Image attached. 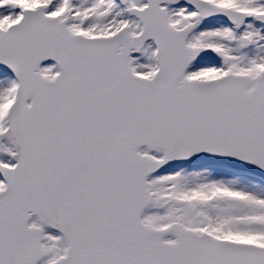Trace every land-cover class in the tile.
Returning <instances> with one entry per match:
<instances>
[{
	"label": "snow or ice",
	"instance_id": "6c2138e0",
	"mask_svg": "<svg viewBox=\"0 0 264 264\" xmlns=\"http://www.w3.org/2000/svg\"><path fill=\"white\" fill-rule=\"evenodd\" d=\"M0 264H264V0H0Z\"/></svg>",
	"mask_w": 264,
	"mask_h": 264
}]
</instances>
